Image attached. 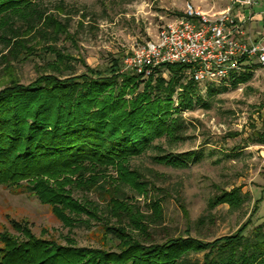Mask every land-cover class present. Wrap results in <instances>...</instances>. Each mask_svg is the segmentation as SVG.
Here are the masks:
<instances>
[{"label": "trees", "instance_id": "16d2710c", "mask_svg": "<svg viewBox=\"0 0 264 264\" xmlns=\"http://www.w3.org/2000/svg\"><path fill=\"white\" fill-rule=\"evenodd\" d=\"M36 1L0 0V43L6 52L0 54V186L36 196L63 225L103 222L116 250L76 248L69 242L62 246L26 233L24 242L3 239L0 264H264V224L251 235L244 226L208 243L189 237L154 243L139 207L117 197L124 187L147 199L150 185L130 168V161L152 149L160 152L153 158L157 164L173 168H187L202 158L200 150L174 155L154 146L162 139L182 141L181 112L202 102L195 82H180L188 67L163 65L143 79L121 73V63L114 59L102 71L83 64L85 72L74 75L66 64L69 56L48 48L53 62L31 83L20 84L12 62H24L32 54L29 43L41 31L34 18L42 26L51 23L54 37L66 34L63 25L40 13ZM14 19L26 27L16 28ZM163 71L170 76L168 82ZM249 78L241 74L221 83L236 87ZM74 190L97 193L104 208L87 198H73ZM159 202L150 200L148 205L157 214V226L162 222ZM227 202L224 197L211 205ZM191 254H202V259L192 261Z\"/></svg>", "mask_w": 264, "mask_h": 264}, {"label": "rangeland", "instance_id": "374dc122", "mask_svg": "<svg viewBox=\"0 0 264 264\" xmlns=\"http://www.w3.org/2000/svg\"><path fill=\"white\" fill-rule=\"evenodd\" d=\"M36 3L44 17H51L56 25L65 27L67 35L59 33L54 37L51 23L42 26V21L37 23L34 18L41 31L29 43L32 54L24 62H12L15 76L23 85L35 80L46 64L53 62L48 48L69 56L66 64L72 66L74 75L85 72L83 64L102 71L116 59L122 67L123 59L133 48L155 40L158 29L182 16L186 4L209 15L223 11L229 4L228 0H39ZM13 21L16 28L26 27L21 19ZM3 51L0 43V54ZM249 74V80L236 87L221 82L210 84L213 93L209 92L207 83L197 84V95L202 102L196 103L192 110L181 112L185 125L183 140L154 142L164 154L200 150L199 161L187 168L160 165L153 160L160 153L156 149L130 161V168L151 189L147 199L124 187L117 197L131 200L139 207L151 242L189 237L208 243L232 235L244 226H247L246 235H251L264 224V78L259 70ZM162 79L168 82V72H162ZM188 80L189 73L184 71L180 82L185 84ZM142 88L143 84L138 91ZM179 93L177 88L172 97L174 108ZM224 197L229 202L212 207V203ZM73 198H87L99 208L105 206L97 193L74 190ZM150 200H160L159 226L154 222L157 214L148 207ZM103 226V222L95 220L71 227L63 225L52 208L36 196L0 186V251L4 248L3 239L20 243L28 235L62 246L115 251L116 241L105 236ZM189 259L201 260L202 254H191Z\"/></svg>", "mask_w": 264, "mask_h": 264}, {"label": "built area", "instance_id": "2783aa9c", "mask_svg": "<svg viewBox=\"0 0 264 264\" xmlns=\"http://www.w3.org/2000/svg\"><path fill=\"white\" fill-rule=\"evenodd\" d=\"M228 7L207 14L186 4L183 15L165 22L155 40L132 49L121 73L147 79L163 65L187 66L196 84H213L259 70L264 78V30L252 39L244 30L257 0H228ZM236 13H233V12Z\"/></svg>", "mask_w": 264, "mask_h": 264}, {"label": "crops", "instance_id": "0c3cea01", "mask_svg": "<svg viewBox=\"0 0 264 264\" xmlns=\"http://www.w3.org/2000/svg\"><path fill=\"white\" fill-rule=\"evenodd\" d=\"M233 13L236 12L234 11ZM246 25L248 27L244 30L243 39H245L248 33L252 39H255L257 38V34L264 30V0H257L256 5L252 9L251 21Z\"/></svg>", "mask_w": 264, "mask_h": 264}]
</instances>
